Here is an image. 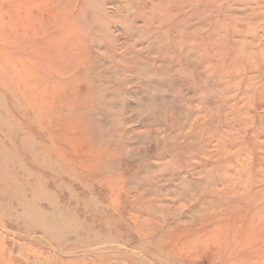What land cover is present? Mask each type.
I'll return each mask as SVG.
<instances>
[{
	"label": "rangeland",
	"instance_id": "rangeland-1",
	"mask_svg": "<svg viewBox=\"0 0 264 264\" xmlns=\"http://www.w3.org/2000/svg\"><path fill=\"white\" fill-rule=\"evenodd\" d=\"M0 264H264V0H0Z\"/></svg>",
	"mask_w": 264,
	"mask_h": 264
}]
</instances>
